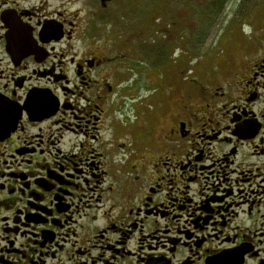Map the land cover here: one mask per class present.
Wrapping results in <instances>:
<instances>
[{
  "label": "flooded vegetation",
  "instance_id": "1",
  "mask_svg": "<svg viewBox=\"0 0 264 264\" xmlns=\"http://www.w3.org/2000/svg\"><path fill=\"white\" fill-rule=\"evenodd\" d=\"M171 2L0 0V264H264V0L200 67Z\"/></svg>",
  "mask_w": 264,
  "mask_h": 264
},
{
  "label": "rangeland",
  "instance_id": "2",
  "mask_svg": "<svg viewBox=\"0 0 264 264\" xmlns=\"http://www.w3.org/2000/svg\"><path fill=\"white\" fill-rule=\"evenodd\" d=\"M207 1L211 0H172L171 4L173 3L176 7V15L172 21H177L176 25L179 26V28L175 27L173 23L168 20L165 24H159L160 21H153L156 26H154V28L151 26V35L153 33L155 38L163 40L166 45L162 46V48H166L167 50L171 47L170 44L173 43L175 47L177 44L178 48L183 50L184 54V50H186V46L190 40L199 41L202 46L198 49V62H193L194 64L198 63L199 67L202 66L201 54L206 53L208 50L216 52L220 48H233L236 43L240 44L239 40L251 39L254 35H247L252 31L255 32L254 19H246L249 16L244 18L241 15L242 8L244 9V6L249 3H241V0H226L224 6L218 8V14L214 17L215 20H213L207 11L202 10ZM168 7L169 6H166V8ZM163 8L165 7L163 6ZM248 9L249 5L246 10ZM251 10H254V8L252 7ZM165 28L168 33L163 34L165 32L164 30H166ZM137 30L142 29L139 28ZM256 33L257 32H255V36ZM162 36L170 40L163 39L164 37ZM232 41L235 42L234 45L230 44ZM143 74L146 75L138 74L136 76L139 87L142 84L141 88L143 89L147 87L152 88L156 78L148 76L146 72ZM205 79L206 77L202 76V73L199 71L197 74H193V76L187 75V77H183V94L187 95L188 92L193 93L195 89L192 86H195L197 83L199 84V80ZM185 100L186 99H184V101ZM159 120L160 119H158L157 122H159Z\"/></svg>",
  "mask_w": 264,
  "mask_h": 264
},
{
  "label": "trees",
  "instance_id": "3",
  "mask_svg": "<svg viewBox=\"0 0 264 264\" xmlns=\"http://www.w3.org/2000/svg\"><path fill=\"white\" fill-rule=\"evenodd\" d=\"M218 3L216 4H219V5H216V4H211V3H205L204 7H203V11H207L209 13V15L213 14V20H215V16H217L218 14V8L220 7H223L224 6V3L226 2V0H217ZM214 5V6H212ZM210 19V18H209Z\"/></svg>",
  "mask_w": 264,
  "mask_h": 264
},
{
  "label": "water",
  "instance_id": "4",
  "mask_svg": "<svg viewBox=\"0 0 264 264\" xmlns=\"http://www.w3.org/2000/svg\"><path fill=\"white\" fill-rule=\"evenodd\" d=\"M19 113H20V108L18 107V116H19ZM8 124V123H7Z\"/></svg>",
  "mask_w": 264,
  "mask_h": 264
}]
</instances>
